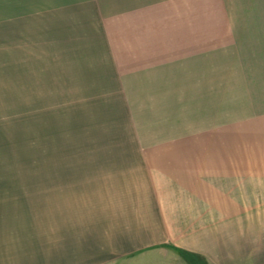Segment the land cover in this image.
I'll return each mask as SVG.
<instances>
[{
  "label": "rangeland",
  "instance_id": "obj_1",
  "mask_svg": "<svg viewBox=\"0 0 264 264\" xmlns=\"http://www.w3.org/2000/svg\"><path fill=\"white\" fill-rule=\"evenodd\" d=\"M225 2L241 29L250 18L263 28L264 0ZM21 17L12 29L0 20V264H74L75 254L88 263L97 247L92 226L105 220L95 211L121 200L113 185L118 164L155 151L130 148L133 142L199 141L211 146L197 149L203 156L232 153L239 139L264 146V81L244 83L232 59L225 83L212 74L223 69L214 61L208 100L205 85L177 100L145 99L170 97L177 86L115 83L96 52L98 38L42 37Z\"/></svg>",
  "mask_w": 264,
  "mask_h": 264
},
{
  "label": "crops",
  "instance_id": "obj_2",
  "mask_svg": "<svg viewBox=\"0 0 264 264\" xmlns=\"http://www.w3.org/2000/svg\"><path fill=\"white\" fill-rule=\"evenodd\" d=\"M225 5V0H0V20L12 29L24 15L42 37L98 38L96 52L104 54L115 83L177 86L169 89L170 97L145 99L177 100L199 86L204 93L205 85L208 100L214 61L223 69L212 74L223 83L224 63L231 59L244 83L264 81L257 71L264 70V26L250 18L249 28L241 29ZM16 6L23 9L17 12ZM136 77L140 80L133 81ZM250 92L259 94L257 88ZM252 142L235 140L232 153L217 156L200 155L197 149L211 146L199 141L133 142L130 148L155 151L121 159L113 176L121 200L112 196L106 209L95 211L105 215L99 226L91 222L97 247L88 263V256L75 254L74 264H195L194 257L207 264H264V146Z\"/></svg>",
  "mask_w": 264,
  "mask_h": 264
},
{
  "label": "trees",
  "instance_id": "obj_3",
  "mask_svg": "<svg viewBox=\"0 0 264 264\" xmlns=\"http://www.w3.org/2000/svg\"><path fill=\"white\" fill-rule=\"evenodd\" d=\"M185 254V253H184Z\"/></svg>",
  "mask_w": 264,
  "mask_h": 264
}]
</instances>
